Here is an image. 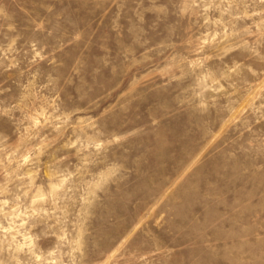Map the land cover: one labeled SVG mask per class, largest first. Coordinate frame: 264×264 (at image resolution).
<instances>
[{
    "label": "rangeland",
    "instance_id": "rangeland-1",
    "mask_svg": "<svg viewBox=\"0 0 264 264\" xmlns=\"http://www.w3.org/2000/svg\"><path fill=\"white\" fill-rule=\"evenodd\" d=\"M0 264H264V0H0Z\"/></svg>",
    "mask_w": 264,
    "mask_h": 264
}]
</instances>
